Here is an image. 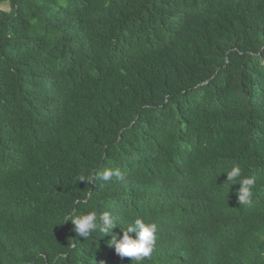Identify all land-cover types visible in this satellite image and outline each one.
Returning a JSON list of instances; mask_svg holds the SVG:
<instances>
[{"label":"trees","instance_id":"1","mask_svg":"<svg viewBox=\"0 0 264 264\" xmlns=\"http://www.w3.org/2000/svg\"><path fill=\"white\" fill-rule=\"evenodd\" d=\"M135 217L142 264H264V0H0V264H136Z\"/></svg>","mask_w":264,"mask_h":264},{"label":"clouds","instance_id":"2","mask_svg":"<svg viewBox=\"0 0 264 264\" xmlns=\"http://www.w3.org/2000/svg\"><path fill=\"white\" fill-rule=\"evenodd\" d=\"M225 173L226 180L231 182L230 185L234 183H239L240 185L237 191L238 204L251 206L253 203L254 177H242V169L239 165H233L231 170ZM113 176L117 179H123V175L119 169H106L100 178L104 181H109ZM81 180L85 181V178L80 177L79 181ZM87 181L92 182V178H88ZM88 196L90 198L91 193ZM68 220L72 221L74 231L78 236L83 237L84 240L96 232L101 233L102 236L112 233L114 227L118 224L109 211H103L99 214L95 211H90L79 215L73 212L64 218V222ZM121 230L123 232L122 237L117 239V236L113 234L112 238L108 241L109 246H114L115 252L120 257H128L131 258L132 262L142 264L145 258H149L154 251L157 240L156 224L148 222L142 217H135L126 227H121ZM132 233L135 235L133 236Z\"/></svg>","mask_w":264,"mask_h":264},{"label":"rangeland","instance_id":"3","mask_svg":"<svg viewBox=\"0 0 264 264\" xmlns=\"http://www.w3.org/2000/svg\"><path fill=\"white\" fill-rule=\"evenodd\" d=\"M3 7H4V8H7V6H6V5H3Z\"/></svg>","mask_w":264,"mask_h":264}]
</instances>
